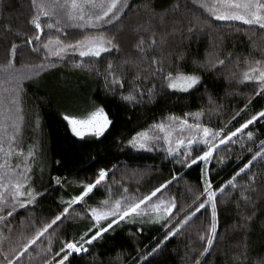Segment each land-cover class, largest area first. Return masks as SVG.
Listing matches in <instances>:
<instances>
[{
	"label": "snow or ice",
	"instance_id": "6c2138e0",
	"mask_svg": "<svg viewBox=\"0 0 264 264\" xmlns=\"http://www.w3.org/2000/svg\"><path fill=\"white\" fill-rule=\"evenodd\" d=\"M30 5L31 15L27 24L33 34L16 32L18 37L22 35V42L12 43L7 62L0 64V223L8 232L5 235L4 229H0V264H33L36 257L40 258V264H73V257L89 254L106 236L115 238L118 230L123 231L127 227L128 235L138 239L145 228L152 225L159 227L161 231L158 236L162 237L152 238L154 246H137L135 257L119 251L114 260L109 261V264H126L127 257L128 264H149L150 258L162 251L165 242L202 211L210 219L205 234L198 237L201 241L206 240V245L195 258V264H206V254H210L218 236V196L231 188L239 191L246 206L255 209L252 193L258 190L257 177L248 174L254 162H264V140H260L255 147H247L244 138L246 134L247 142L256 144L255 137L259 130L255 126L259 124L264 129V104L249 114L256 102H264V44H255L260 49L259 59L250 50L243 59V68L239 72H230L237 85L251 84L255 92L245 97L247 103L222 126L211 127L205 123V109L183 115L168 112L117 141L121 154L127 151L156 152L172 166L170 178L158 182V186L142 195L133 194L123 180L115 179L117 164L111 168L98 166L91 176L83 180H70L67 175H49L45 187L43 174L49 165L44 159V133L37 114L31 130L35 132L39 129V138L34 136L32 142L27 143L25 132L28 129L22 106L24 82L39 79L42 73L46 74L58 65L71 61L75 69L95 71L103 79L105 94H119V99L127 104H142L145 96L148 103H155L158 97L163 98L166 94H190L203 83L200 71L207 69L215 73L229 64L233 68H240L239 54L226 52L224 41L231 39L233 32H252L253 36L264 34V0H170L167 7L159 9L154 6L153 0H145L141 5L145 18L130 30L124 25V17L132 8L129 0H30ZM3 10L4 0H0V14ZM186 14H190V18ZM216 21L227 22L226 27L215 28ZM112 28L118 33L130 31V34L139 37L134 45L137 58L119 63L108 60L104 71L100 72L95 65L86 64L85 60L102 61L113 53L119 55L122 52L123 41L117 35L105 34L106 30ZM6 30L12 31L10 27ZM212 32L228 35L214 39L211 51H206L203 59L192 58L193 68L199 71L184 70L188 60L186 53L168 51L176 46L177 41L184 45L187 40V46L191 47V41L198 33ZM75 33H80L81 38L71 39ZM25 48H29L30 54L38 57L39 62L22 64L17 68L16 60ZM222 55L223 59L220 58ZM145 81L150 87L144 86ZM65 98L71 100L70 95ZM209 101L211 105V96ZM221 107L217 105V110H221ZM58 115L73 138L84 143L106 138L115 126V120L106 107L95 102L84 111L66 106ZM250 126L253 130H248ZM88 137L93 139L89 141L86 139ZM237 144L239 148L235 159L241 163L232 169L229 178L220 181L217 186L213 173L218 179L222 168H213L212 165L230 162L229 157L218 154L221 148L232 153L234 150L228 145ZM245 152L247 156L243 155ZM91 163L96 164L97 158L93 157ZM51 167L62 168L63 162L54 160ZM177 167L188 170L200 168V185L196 192L188 189L193 192V199L187 208L178 206L174 196L165 194L181 175L175 171ZM37 170L41 181L39 185L36 184ZM241 174L248 175L243 185L237 183ZM133 175L142 177L144 173L133 172ZM261 179L264 181V177ZM58 188L61 194L52 196ZM68 188L78 190L77 194L69 193L66 198L63 193ZM101 189L105 191L106 198L95 204H87L86 200ZM49 198L58 202L60 210L51 219L46 222L41 220L37 224L36 212L29 209L38 208L42 200ZM77 206L83 211H75ZM236 206L239 209L240 203ZM21 211L26 212L27 216L20 217ZM181 213L182 217L177 220ZM17 217L18 227L14 228L13 221ZM256 218L255 210L251 215L242 213L239 219L243 223L234 225V228L242 229V234L246 233ZM76 220L85 221V228L68 238L69 234L62 225ZM131 228H136V231L132 232ZM45 240L42 247H36ZM148 247H151L150 251ZM247 252L245 240L244 251L236 257L238 260L242 258L241 264L248 261ZM26 255L27 261L24 259ZM90 264L104 262L98 259V254H93ZM254 264H264V256L258 257Z\"/></svg>",
	"mask_w": 264,
	"mask_h": 264
},
{
	"label": "trees",
	"instance_id": "16d2710c",
	"mask_svg": "<svg viewBox=\"0 0 264 264\" xmlns=\"http://www.w3.org/2000/svg\"><path fill=\"white\" fill-rule=\"evenodd\" d=\"M132 8L128 10L124 17V25L128 30L135 27L137 23L145 18V13L141 5L145 0H129ZM170 0H153L156 8L167 7ZM31 15L30 0H4V10L0 14V64L6 63L10 55L12 43L20 44L22 35L18 37L16 32L23 34L27 32L32 35L31 27L27 24V20ZM190 18V14H186ZM237 24L238 22H233ZM187 25V19L185 20ZM227 22L216 21L215 28L226 27ZM11 28L12 31H7L6 28ZM255 31V30H253ZM106 35H117L118 39L123 41L122 52L117 55L113 53L111 56L105 57L102 61L85 60L86 64L95 65L100 72H103L108 60L114 63H119L122 60H133L137 58V53L134 45L139 37L130 34V31L118 33L115 28L106 30ZM142 35H144L142 33ZM187 35V34H186ZM224 32H212L199 34L191 41V47H188V41L185 40L184 45H180L179 41L176 46L169 49L170 52L186 53L188 60L184 65V70L187 72L199 71L192 66V58L203 59L206 51H211V44L214 39L221 36H226ZM232 38L224 41L225 51H231L239 54L241 59L240 68H233L232 64L227 65L220 71L213 73L211 70L200 71L203 76V83L199 85L190 94L176 92L174 94H166L163 98H157V102L148 103L147 96L145 102L138 105L127 104L119 99V94L113 96L105 94L103 79L96 75V72H88L84 69H75L72 62L58 65L55 69L49 70L46 74H41L39 79H33L24 82L22 95L23 114L26 120L25 136L28 138L27 143L32 142V137L39 138V129L33 132L31 129L34 126L37 114L41 120V126L44 133V148L46 149V157L49 167H46L43 174V183L46 187L49 182V175H67L71 180H83L92 175L95 168L98 166H106L111 168L113 164L118 167L114 173L116 180H123L133 194H147L158 182L170 178L169 173L172 171L170 162L163 161L160 154L156 152L134 153L127 151L121 154L117 141L124 137L130 136L134 131L140 130L150 124L153 120H158L161 116L168 112H173L177 115H183L185 112H196L200 109L207 110L204 117V122L211 127H220L234 113L243 107L247 100L246 96L254 95L255 88L251 84L237 85L230 76L231 71L239 72L243 68V59L251 54L255 58L261 57L260 49L255 47V44H264V34L253 36L252 32L247 34H231ZM251 37V39H249ZM81 34L75 33L71 39H80ZM145 35V39H147ZM255 42V43H254ZM198 45V46H197ZM220 58H224L222 55ZM79 59V57H77ZM39 58L30 54V49H23L16 60V67L20 68L22 64L38 63ZM2 75V74H0ZM131 79V76H129ZM157 83V81H153ZM145 87H150V84L145 81ZM83 89L84 95L78 96L74 94V89ZM127 94V93H125ZM71 96V100L66 99V96ZM212 97L213 103L210 105L209 97ZM95 102L103 104L106 110L109 111L111 117L115 120V126L111 133L106 138L99 139L98 142L84 143L79 139L73 138L72 134L67 130L65 122L59 117L58 112L64 111L66 106L84 111L89 108L90 104ZM264 102H256L253 109L258 110ZM217 105L222 106L221 110H217ZM247 118V116H245ZM239 119V118H238ZM240 122H243L240 120ZM238 127L239 124L236 123ZM256 129L259 130L255 137L256 144L247 142L246 134L244 143L247 147H255L260 140H264V129L257 124ZM248 130H253L252 126ZM91 141L93 138L88 137ZM234 151L229 153L227 149L221 148L218 155L227 156L230 162L226 165H217L213 163V168H222L219 171V178L216 173H213V179L216 180L217 186L220 181L229 178L232 169H235L241 162L235 159V154L238 151L239 145H228ZM243 155L247 156L245 152ZM93 157L97 158V163L92 164ZM250 158V156H248ZM54 160L63 162L62 168L51 167ZM167 165V166H164ZM176 172L181 175L167 189L166 195L174 196L177 204L180 207L187 208V205L192 203L193 192H196L197 186L200 185L199 175L200 168L193 167L191 170L181 169L177 167ZM133 172H143L144 175L134 176ZM255 174L257 177V192L252 193L253 201H255V209L251 206H246L239 191L227 188L225 192L218 196V236L214 241V247L210 249V254H206V264H241V260L236 259L240 253L244 251V241H247L249 257L248 261L243 264H254V261L264 256V162L257 160L251 168L248 175ZM248 175L241 174L238 178V184H245L248 180ZM39 170H37L36 184L41 183ZM192 188L193 192L188 189ZM137 189L139 192L137 193ZM82 190V189H80ZM73 188H68L63 194L67 198L68 194H77ZM61 190L58 188L52 196H59ZM159 195V194H158ZM259 197V199H257ZM106 198V193L103 189L96 191L91 199H87V204H95L99 200ZM237 203H240V208H237ZM58 202L54 199H44L40 202L38 208H30L29 211H35L37 214V224L41 220L46 222L51 219L52 215L59 211ZM256 211L257 218L251 223L250 228L246 233L242 229L234 228V225L243 223L239 219L240 214L251 215ZM75 211H83V208L76 207ZM177 216L176 219H180ZM27 216L24 211L20 212V217ZM209 215L203 211L194 217L188 224L182 226L179 233L171 237L165 242L162 251L150 258L149 264H195V258L199 252L203 251L206 243L201 242L198 237L202 235L208 227ZM19 217L13 221V227H18ZM85 221L76 220L72 223L65 222L64 227L71 238L72 234H78L85 228ZM175 223V220L173 221ZM0 229H4V234L7 235V229L3 223H0ZM132 232L136 228H131ZM161 230L158 226L149 225L145 228L143 235L133 238L128 235L129 228H124L123 231L118 230V234L113 238L111 235L106 236L102 243H97L87 255L73 257V264H90L93 254H98V259L104 264H109L113 261L117 252L125 251L130 257H135L137 254V246L144 248L146 245L154 246L153 237L158 236ZM167 231V230H164ZM46 243L43 241L36 247H42ZM239 245V247H237ZM55 248V246H54ZM195 249V250H193ZM148 251L151 247H148ZM35 255V249H33ZM28 260L27 255L24 257ZM128 264V258H125ZM33 264H40V258L36 257ZM142 264V262H141Z\"/></svg>",
	"mask_w": 264,
	"mask_h": 264
},
{
	"label": "rangeland",
	"instance_id": "374dc122",
	"mask_svg": "<svg viewBox=\"0 0 264 264\" xmlns=\"http://www.w3.org/2000/svg\"><path fill=\"white\" fill-rule=\"evenodd\" d=\"M74 91V94L75 95H78V96H83L84 95V92H83V89L82 88H79V89H77V90H73ZM88 109V108H87ZM81 111V110H80ZM206 232V231H205ZM205 232L203 233V234H205ZM201 241V240H200ZM201 242H203V243H206V240L205 241H201Z\"/></svg>",
	"mask_w": 264,
	"mask_h": 264
}]
</instances>
